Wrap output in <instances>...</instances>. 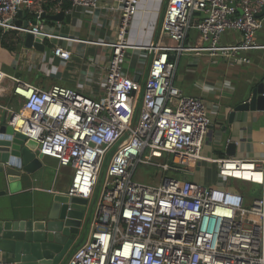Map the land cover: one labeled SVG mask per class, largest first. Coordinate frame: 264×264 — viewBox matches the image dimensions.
Segmentation results:
<instances>
[{
    "label": "built area",
    "instance_id": "obj_1",
    "mask_svg": "<svg viewBox=\"0 0 264 264\" xmlns=\"http://www.w3.org/2000/svg\"><path fill=\"white\" fill-rule=\"evenodd\" d=\"M140 1L0 0V27L6 31L109 50L104 81L95 80L93 94L84 84L43 87L13 77L12 93L22 107L0 104L15 132L35 140L43 156L73 169L69 196L86 198L89 204L106 173L91 231L65 264H264V196L247 203L242 192L226 183L234 179L264 186V167L250 158L203 156L211 126L207 104L175 84L179 58L186 52L251 62L239 53L261 47L256 33L263 27L259 14L264 0H169L162 39L148 46L127 40ZM52 2L58 10L69 2L100 16V9L114 10L115 36L94 40L49 33L44 16ZM20 9L36 23L17 25ZM193 29L201 45L186 43ZM228 30L242 32V40L223 45L221 37ZM75 54L86 63L91 54L94 60L88 64L93 68L104 59V53H91L84 46L76 50L55 44L45 72H59ZM4 91L0 87V93ZM172 159L174 167L189 169L198 159L217 162L219 183L202 184L177 175L158 183L135 179L140 164L169 171Z\"/></svg>",
    "mask_w": 264,
    "mask_h": 264
},
{
    "label": "crops",
    "instance_id": "obj_2",
    "mask_svg": "<svg viewBox=\"0 0 264 264\" xmlns=\"http://www.w3.org/2000/svg\"><path fill=\"white\" fill-rule=\"evenodd\" d=\"M168 1H140L139 10L133 17L127 34L128 42L148 46L161 41L162 20ZM67 3L69 2H65L59 10L56 9L55 2L49 4V12L44 16L46 31L55 35L77 39L96 40L99 37L115 36L118 13L114 10L100 9L99 12L103 14L100 16L89 8L72 7L70 3L66 6ZM59 12H64L62 19L55 20L50 17ZM259 16L263 18V27L256 33V40L261 47L239 53L241 56L250 58L251 62H235L232 57L220 54L211 55L210 52L200 54L186 52L179 58L175 84L184 93L199 96L207 104L211 126L204 141L203 156L250 158L261 162L264 167V109L238 111L233 120L230 121V114L233 109L238 104L250 100L253 89L259 84L263 83L264 85V7ZM22 20L31 21L33 18H27L24 14ZM111 20L113 21L112 24ZM0 31L2 35L7 32L2 27H0ZM19 35L23 37L22 44L14 52L5 49L0 40V87L3 91L5 90L0 93V104L2 106H9L15 110L22 107V100L12 93V89L15 85L13 77L27 80L24 77L25 75H16L18 72L24 74V68L39 69L40 72L44 71L46 77L53 79V82L48 85H45L44 81L40 83L33 81L34 84L43 87L57 83L74 88L84 84V88L93 94L97 91L95 90L97 88L94 84L95 80L104 81L108 61L107 55H109L107 48L55 38L51 40L44 39L45 49L39 51L34 47H26L24 45V34L19 32ZM242 37V32L228 30L222 34L221 43L223 45L236 44L242 40ZM186 43L188 45L202 44L198 30L193 29L190 31ZM55 44L68 46L72 49L76 48V50L77 47L84 46L85 50L88 49L91 53L92 51L96 54L104 53L103 58L105 60L99 62L100 66L97 65L93 68L94 66L88 64V62L94 60L91 54H89L90 57L86 58L87 63L84 57L75 54L70 63L68 61L62 63V69L59 72L47 73L45 72L46 68L50 69L48 64L50 48ZM151 54L149 52L148 56H152ZM38 57L43 63L42 66L40 65L41 62L39 65L31 62ZM59 62L60 59L56 58L55 63ZM89 78L94 81L92 83L88 82ZM95 94L94 96H96ZM0 119L8 121V112L6 108L1 106ZM230 142H234L236 145L235 155H229L226 151ZM41 159L43 165L34 173L28 174L26 178L22 179L17 190L0 198L9 209L20 210L25 207L29 211L38 212L46 206L54 194L67 192L71 184L73 169L70 166H61L56 158L50 156H43ZM207 168L213 169L214 174L218 175L217 162L198 159L194 166L190 168L192 171L197 170H195L196 172L189 170L191 172L190 176L197 174L200 178ZM218 181L215 180L210 185L216 184ZM234 186L232 185V187ZM239 187L242 190L244 189L243 186ZM244 187L243 191H245L247 203H250L256 197L264 196V186L262 185L247 183ZM77 240L79 238L75 240L72 251L83 242L80 240L77 243Z\"/></svg>",
    "mask_w": 264,
    "mask_h": 264
},
{
    "label": "water",
    "instance_id": "obj_3",
    "mask_svg": "<svg viewBox=\"0 0 264 264\" xmlns=\"http://www.w3.org/2000/svg\"><path fill=\"white\" fill-rule=\"evenodd\" d=\"M64 12L50 17L62 19ZM19 26L35 24L36 20H22L19 10ZM11 22V21H10ZM44 35H24V45L41 51L45 49ZM139 80V76H136ZM261 103V104H260ZM264 109V85L253 89L250 100L238 104L230 114ZM234 142L227 145L229 155L236 154ZM38 143L15 132L6 119H0V198L18 189L22 179L34 173L42 164L43 155L37 150ZM88 200L67 193H56L38 212L25 207L9 209L0 199V264H62L74 248L80 233Z\"/></svg>",
    "mask_w": 264,
    "mask_h": 264
},
{
    "label": "rangeland",
    "instance_id": "obj_4",
    "mask_svg": "<svg viewBox=\"0 0 264 264\" xmlns=\"http://www.w3.org/2000/svg\"><path fill=\"white\" fill-rule=\"evenodd\" d=\"M8 32L10 33V36H18L19 35V32L14 31V30H9ZM24 60H26V59H24ZM31 62H34V64L37 63L39 65V63L41 62V59H39V57H38V58L34 59V61H31ZM23 72H24V75L27 79L26 81H28V82L33 83V81H37L40 83V82L44 81L46 83L45 85H48L49 83L53 82L52 78L46 77L44 74V71L40 72L39 69L36 70L35 68H33L30 70L29 68H24ZM161 161H163V159ZM169 162L172 163V168L169 171H164V170H162L156 166H153V165L140 164L138 166V168L136 169L135 179L138 181L146 182V183H158L160 181V178H165V177L177 175V176H180V177L185 178V179L191 178L193 181L198 182V183H202V184H208V183L210 184V183H213L215 180L216 181L219 180L218 175L214 174L213 169L207 168L204 171V173L202 174V176H200V178H199V176H197V174H195V176H193V175L190 176L191 175L190 171H192V170H190L185 165H177V167L176 166L174 167L173 165L176 164L174 159L169 160ZM195 170H197V169H194L193 171H195ZM105 182H106V173L103 175L101 182L97 188L96 198H93L87 206V209L85 212V217L83 219L82 226L80 229V233L78 235L79 240H77V243H79L80 240H81V242L82 241L84 242L86 240V238L88 237L90 231H91V222L94 218L96 203H97L98 199L100 198V196L104 190ZM217 183H219V181ZM226 183L228 185H231V186L235 185L234 187L238 188L239 191L241 190L240 192H242L245 195V191H243V190L245 189L244 186H246V184L248 182L246 183V182H243L240 180L230 179ZM239 186H243L244 189L243 190L240 189ZM78 238H76V239H78Z\"/></svg>",
    "mask_w": 264,
    "mask_h": 264
},
{
    "label": "trees",
    "instance_id": "obj_5",
    "mask_svg": "<svg viewBox=\"0 0 264 264\" xmlns=\"http://www.w3.org/2000/svg\"><path fill=\"white\" fill-rule=\"evenodd\" d=\"M69 5V3L66 4V6ZM27 18H31L32 16L29 14H26ZM16 31V30H14ZM18 32V31H17ZM2 35V32L0 31V36ZM1 40V45L7 49L10 52H14L16 51V49H18L19 45L22 44V40L23 37L18 35V36H10V33L7 31L6 33H4V35H2V37H0ZM16 75L18 76H24V74L18 72ZM25 77V76H24Z\"/></svg>",
    "mask_w": 264,
    "mask_h": 264
},
{
    "label": "flooded vegetation",
    "instance_id": "obj_6",
    "mask_svg": "<svg viewBox=\"0 0 264 264\" xmlns=\"http://www.w3.org/2000/svg\"><path fill=\"white\" fill-rule=\"evenodd\" d=\"M73 251H74V250H73ZM73 251H72V252H73ZM72 252H70V254H71ZM69 256H70V255H69ZM65 260H66V259H65ZM63 263H65V262H63Z\"/></svg>",
    "mask_w": 264,
    "mask_h": 264
},
{
    "label": "bare ground",
    "instance_id": "obj_7",
    "mask_svg": "<svg viewBox=\"0 0 264 264\" xmlns=\"http://www.w3.org/2000/svg\"><path fill=\"white\" fill-rule=\"evenodd\" d=\"M18 25V24H17Z\"/></svg>",
    "mask_w": 264,
    "mask_h": 264
}]
</instances>
